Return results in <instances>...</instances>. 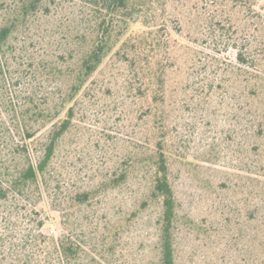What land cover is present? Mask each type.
Returning <instances> with one entry per match:
<instances>
[{
  "label": "trees",
  "instance_id": "1",
  "mask_svg": "<svg viewBox=\"0 0 264 264\" xmlns=\"http://www.w3.org/2000/svg\"><path fill=\"white\" fill-rule=\"evenodd\" d=\"M56 1L10 0L0 13V264H123L117 254L124 234L151 205L158 206L156 264H177L179 203L172 170L177 161H188L174 148L172 95L199 64L196 40L212 12L193 0L176 14L167 11L176 0H86L85 18L64 33L62 52L27 54V32L37 30L36 22L49 16ZM259 1L208 2L219 11L214 15L219 21L238 20L248 42L236 53L232 80L252 113L259 140L253 148L262 155L258 169L264 184V7L255 10ZM173 18L175 28L167 24ZM55 38L51 34V43ZM31 74L49 87L32 86ZM26 79L29 87L18 89ZM112 80L120 81L143 116L142 149L94 183L63 187L56 174L64 141L75 134L84 103L111 94ZM141 171L147 183L139 202L122 215L105 212L93 220L96 203ZM43 195L57 204L52 209L57 235L42 230Z\"/></svg>",
  "mask_w": 264,
  "mask_h": 264
},
{
  "label": "rangeland",
  "instance_id": "2",
  "mask_svg": "<svg viewBox=\"0 0 264 264\" xmlns=\"http://www.w3.org/2000/svg\"><path fill=\"white\" fill-rule=\"evenodd\" d=\"M9 1L0 0V13L9 6ZM187 1L169 3L167 11L176 14ZM193 1L209 9L213 18L205 23L204 32L196 40L198 66L172 95L174 148L188 161H177L172 170L179 203L176 261L264 264V184L258 169L262 155L253 148L259 140L251 122L252 113L244 108L243 95L232 80L237 73L236 53L248 42L241 27L235 25L238 20L219 21L214 17L219 11L209 0ZM255 5L258 11L260 6L264 7V0ZM87 11L86 0H57L50 4L49 16L36 22L37 30L26 34L27 54L62 52L66 48L64 33L78 27ZM167 24L175 28L178 22L173 18ZM51 34L57 37L54 44ZM30 77L37 89L44 91L49 87L36 74ZM112 81L116 86L120 84ZM29 82L26 79L17 88L29 87ZM115 87L109 96L84 103L75 134L64 141L56 174L63 187L94 183L116 170L122 159L142 149V141L146 139L143 116L121 86ZM146 183L147 175L136 172L127 184L108 191L96 203L92 219L101 220L105 212L126 213L139 202ZM55 205L47 195L38 203L47 217L42 230L52 235L60 231L52 210ZM157 214L158 206L151 205L126 230L117 254L121 263H157Z\"/></svg>",
  "mask_w": 264,
  "mask_h": 264
}]
</instances>
